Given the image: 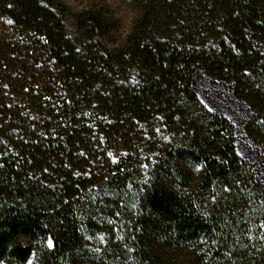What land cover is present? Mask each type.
<instances>
[{"label": "trees", "instance_id": "obj_1", "mask_svg": "<svg viewBox=\"0 0 264 264\" xmlns=\"http://www.w3.org/2000/svg\"><path fill=\"white\" fill-rule=\"evenodd\" d=\"M118 1L0 0V264H264V182L194 86L264 144V0Z\"/></svg>", "mask_w": 264, "mask_h": 264}, {"label": "rangeland", "instance_id": "obj_2", "mask_svg": "<svg viewBox=\"0 0 264 264\" xmlns=\"http://www.w3.org/2000/svg\"><path fill=\"white\" fill-rule=\"evenodd\" d=\"M66 5H68L74 12L80 11L83 9L86 4L87 0H62ZM107 3L112 7L114 11H116L125 22H128L129 15L126 7L121 4L118 0H107ZM195 77V82L198 88L201 90L205 102L209 105L212 109L226 114L230 117L236 127V137L242 141L244 139L245 124L247 122L249 116V107L243 101L237 99L233 91V85L231 83H227L226 85H217L209 83L203 72H199ZM252 156H257V158H261L258 156L257 152L251 150ZM255 164V163H254ZM256 165V164H255Z\"/></svg>", "mask_w": 264, "mask_h": 264}, {"label": "crops", "instance_id": "obj_3", "mask_svg": "<svg viewBox=\"0 0 264 264\" xmlns=\"http://www.w3.org/2000/svg\"><path fill=\"white\" fill-rule=\"evenodd\" d=\"M201 75H204L206 77V79L208 80L209 83L217 84V85H220V86L221 85L224 86V85L227 84V83H224V82H220V81H217V80H213V79L207 77L205 74H201ZM195 88H196V91H197L200 99L203 101V103L208 108H210L211 110H214L209 105L206 104L205 99H204V96H203L201 90L198 88V86L195 87ZM224 115L227 116L226 114H224ZM250 115H251V110L249 109V116H248V118L250 117ZM227 117L230 119L229 116H227ZM244 136L245 137L243 139V143H241L242 141H240V139H238V137H236L235 144H236L237 153L241 157H243L244 159L249 160L250 162L256 164V167H255L256 176L258 177L259 180H261L262 182H264V144H256L255 142H253L249 138V136L247 135L246 132H245ZM251 150H253L254 152H257L258 156L261 157V158L259 159V158H257V156H252L251 155Z\"/></svg>", "mask_w": 264, "mask_h": 264}, {"label": "snow or ice", "instance_id": "obj_4", "mask_svg": "<svg viewBox=\"0 0 264 264\" xmlns=\"http://www.w3.org/2000/svg\"><path fill=\"white\" fill-rule=\"evenodd\" d=\"M261 226L264 227V225H261ZM102 239H103V238H102ZM49 246H52V245H51V241L49 242Z\"/></svg>", "mask_w": 264, "mask_h": 264}, {"label": "bare ground", "instance_id": "obj_5", "mask_svg": "<svg viewBox=\"0 0 264 264\" xmlns=\"http://www.w3.org/2000/svg\"><path fill=\"white\" fill-rule=\"evenodd\" d=\"M194 85L196 86V85H197V83L195 82V83H194Z\"/></svg>", "mask_w": 264, "mask_h": 264}]
</instances>
